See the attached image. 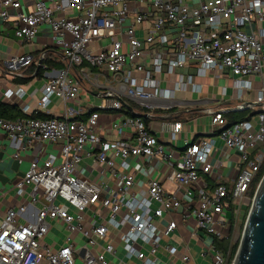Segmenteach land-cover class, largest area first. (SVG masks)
<instances>
[{
    "label": "built area",
    "instance_id": "obj_1",
    "mask_svg": "<svg viewBox=\"0 0 264 264\" xmlns=\"http://www.w3.org/2000/svg\"><path fill=\"white\" fill-rule=\"evenodd\" d=\"M24 1L0 0V27L12 28L25 44L34 42L39 28H49V48L59 52L62 63L60 69L47 70L41 62L50 51H40L45 79L40 110L47 111L54 99L64 105L78 99L84 84L98 91V110L121 112L129 103L137 109L130 107V116L121 114L112 122L117 141L102 138L97 109L86 115L65 109L61 117L43 119L0 118V131L16 158L34 144L61 142L58 156L41 159L38 149L15 184V195L29 201L3 215L0 264H76L77 257L82 264H159L161 249L169 256L177 253L164 244L177 229L174 216L193 222V234L202 231L211 238L199 253L202 260L227 264L230 251L218 249L214 240L228 239L229 214L235 221L241 203L251 201L247 194L264 159V0H31L29 6ZM33 62L32 55H14L1 69L23 77ZM209 72L232 76L237 101L255 93L252 101L205 110L219 129L223 149L239 153L233 182L212 188L200 174H213L216 137L184 140L177 148L180 122L160 124L158 132L168 140L162 143L144 120H151L155 110H169L175 92L200 93L196 80ZM165 82L172 89L163 88ZM22 96L21 87L2 93L7 99ZM254 106L259 110L250 120L224 128L225 114ZM85 158L92 159L103 181L76 175ZM131 160L161 164L173 190L149 178L139 194ZM50 222L69 234L56 251L40 243ZM110 229L117 232L122 256L106 241ZM75 235L84 245L74 241ZM190 260L180 256L182 263Z\"/></svg>",
    "mask_w": 264,
    "mask_h": 264
},
{
    "label": "crops",
    "instance_id": "obj_2",
    "mask_svg": "<svg viewBox=\"0 0 264 264\" xmlns=\"http://www.w3.org/2000/svg\"><path fill=\"white\" fill-rule=\"evenodd\" d=\"M24 2L27 6L32 3L31 0H25ZM11 31L13 34L12 36L10 35ZM50 35L51 32L49 28L41 27L37 32L34 42L25 44L14 36L12 28L5 25L0 27V101L6 104H16L19 110L26 116H31L35 112H41L50 117H61L65 109L86 115L97 109L96 111H98L99 114L98 128H100L102 138L106 141H117L119 138L111 133L110 127L112 122L117 120L122 112L103 109L98 110V107L102 105V100L98 96V91L95 88H90L84 84L82 85V91L78 99L69 101L65 105L54 99L47 110L48 112L42 111L38 107V102L41 98V90L45 83L43 74L42 77L35 79V72L31 71L32 74L29 75L27 70L26 76L23 78L27 79L30 77L33 79L27 84H19L14 81L11 75L6 74L1 69L3 62L11 56L32 55L36 57L38 54L40 55L42 49L52 47ZM56 53H58V59H60L57 50ZM29 68L33 67H28V69ZM38 68L36 64L35 71H37ZM53 69L55 68H52V70ZM232 79L230 75L209 72L205 78L196 80V83L201 85L200 93L175 92L174 103L171 105L172 107L169 110H155L152 112L151 120H147V123L152 129L154 138L162 143H167L168 140L166 135L158 132L160 124L164 122H180L182 124V131L179 134V139L175 143L177 148H182L184 140L193 143L200 139L216 137L217 151L213 154L211 159L212 163L215 165L213 174L211 176L200 174L201 180L205 182L209 188L218 184H230L233 182L238 170L237 160L239 153L238 151L223 149L222 142L217 138L219 129L210 124V121H208L210 117L205 113V110L234 107L236 104L249 102L255 98V93L251 91L245 95L243 101L235 100L234 92L231 87ZM19 87L23 89V96L21 98L12 97L7 99L2 97V93L5 90H15ZM162 87L172 89L171 84L166 82L164 85L162 84ZM25 107H27V112H23ZM247 110L255 114L258 112L259 107L254 106L244 111ZM191 118H193V122L190 121ZM60 146L61 142L52 144L44 143L41 146L34 144L31 147H26V149L21 150L18 158H16L14 157L16 151L10 140L0 131V222L8 209L18 208L29 201L27 197H17L15 195V184L23 178L24 173L28 169L38 149L42 151L39 157L45 159L47 155L58 156ZM131 164V169L136 175L135 191L139 192V194L145 190L149 178L157 179L162 182L168 191L173 190V186L164 180L166 170L162 169V166H160L161 164L158 163L154 167H150L148 164H140L139 161L134 160H131ZM76 175L92 183L103 181L101 177H99L97 170L93 167L92 159L90 158H85L77 165ZM174 217L178 224L177 229L164 244L175 247L177 253L175 256H169L167 252L161 249L159 251V264H185L180 261V256L184 254H187L191 258L190 262L186 264H209L199 257V253L205 245L209 244L211 238L202 231L193 234V222L184 223L178 216ZM19 222L25 223L23 218H20ZM68 236L69 234L67 231L59 223L50 222V229L44 238L40 240V243L46 245L52 251H56L65 244ZM72 237H74L76 243L81 246L84 245L80 235ZM108 240L113 244L116 255L122 256V248L117 238V232L110 229L106 237V241ZM105 242L101 244L104 245ZM105 258L108 261L114 262L110 255H105ZM76 259V264H82L80 257ZM132 264H135V262L133 261Z\"/></svg>",
    "mask_w": 264,
    "mask_h": 264
},
{
    "label": "trees",
    "instance_id": "obj_3",
    "mask_svg": "<svg viewBox=\"0 0 264 264\" xmlns=\"http://www.w3.org/2000/svg\"><path fill=\"white\" fill-rule=\"evenodd\" d=\"M48 51H50V55H48L42 62V65H45L47 70H50L52 68L58 69L60 67H62V63L60 61V59H58V55L56 53L55 50L48 48ZM39 60V54L34 57V62L31 66L29 67H33V68H27L24 72H23V77L26 76V71L27 73L30 75L32 74V72H35L34 78H40L42 77L43 74V70L40 68H38L37 71H35L36 69V64ZM32 71V72H31ZM23 77H13L14 81L16 83L19 84H27L29 81H31L33 78H27L24 79ZM130 107L132 108H136L134 104L129 103ZM122 114L126 115V116H130L131 114L129 113V111L123 107L121 110ZM254 116V113H250L248 110L247 111H242V112H232V113H227L224 115V118L226 119V125H225V129L231 127L232 125H234L235 123H239L242 121H248L250 120L252 117ZM23 117H27V118H49L50 116L47 114H43L41 112H35L34 114H32L31 116H26L24 115L18 108V106L16 104H6L0 101V118L5 119V120H16L19 118H23ZM143 117V116H142ZM145 122H147L146 119H144ZM264 175V159L262 161V164L260 166L259 172L257 173L254 181L252 182V186H254V189L252 190L251 194H250V198L253 197L254 194V190L257 186V184L259 183V181L261 180L262 176ZM231 223V228L229 230V236L227 237L228 239H223V240H219L217 241L216 239L214 240L215 245L218 249L222 250L224 253H226L228 250L230 251V256H229V260L227 262V264H231L235 253L237 251L238 248V244L240 241V236L238 238H236L235 242L231 243V241H229L230 237H231V233H232V227L234 226V218H232V220L230 221Z\"/></svg>",
    "mask_w": 264,
    "mask_h": 264
},
{
    "label": "water",
    "instance_id": "obj_4",
    "mask_svg": "<svg viewBox=\"0 0 264 264\" xmlns=\"http://www.w3.org/2000/svg\"><path fill=\"white\" fill-rule=\"evenodd\" d=\"M39 65L40 61L37 67ZM127 108L132 111L131 108ZM231 264H264V175L251 199L250 209Z\"/></svg>",
    "mask_w": 264,
    "mask_h": 264
},
{
    "label": "rangeland",
    "instance_id": "obj_5",
    "mask_svg": "<svg viewBox=\"0 0 264 264\" xmlns=\"http://www.w3.org/2000/svg\"><path fill=\"white\" fill-rule=\"evenodd\" d=\"M10 35L11 36L13 35L12 34V31H11ZM190 121L193 122V118H191ZM201 121H202V119H201ZM208 121H210V120H208ZM169 187H171V186H169ZM167 188H168V186H167ZM253 189H254V186L251 185L250 188H249L248 194H247V196L249 198H250V194H251V192H252ZM255 190H256V188H255ZM255 190H254V192H255ZM251 199L252 198H250V200ZM250 205H251V201H247V202L244 201L239 206V208L237 210V213H236V217H235V221H234V226L232 227L233 230H232V233H231V237L229 239V241H231V243L235 242L236 238H238L239 236H241L242 230H243V227H244V223H245V220H246L248 211L250 209ZM229 216L231 217V219L234 218V213L232 212V214L231 215L229 214Z\"/></svg>",
    "mask_w": 264,
    "mask_h": 264
}]
</instances>
